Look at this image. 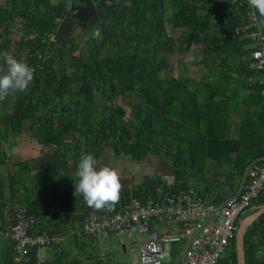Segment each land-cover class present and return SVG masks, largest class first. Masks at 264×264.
Instances as JSON below:
<instances>
[{"label": "trees", "instance_id": "obj_1", "mask_svg": "<svg viewBox=\"0 0 264 264\" xmlns=\"http://www.w3.org/2000/svg\"><path fill=\"white\" fill-rule=\"evenodd\" d=\"M237 1L94 0L99 21L83 28L72 15L78 0H0V51L23 58L34 73L26 91L0 100L3 209L26 207L37 217L32 234L54 235L52 221L92 208L78 213L72 180L80 154L104 160L108 150L162 161L172 175L169 182L145 177L119 205L144 200L158 186L194 188L214 204L237 195L248 169L264 163L262 74L250 67L255 44L235 33L249 8ZM190 52L205 70L199 81L171 72L170 56ZM21 135L33 154L17 159L7 146ZM263 204L256 200L241 220ZM231 245L219 264H238L236 236ZM89 248L71 242L55 260L100 264L97 247ZM245 252L246 264H264V215L249 227ZM13 256L12 241L1 237L0 264Z\"/></svg>", "mask_w": 264, "mask_h": 264}, {"label": "built area", "instance_id": "obj_2", "mask_svg": "<svg viewBox=\"0 0 264 264\" xmlns=\"http://www.w3.org/2000/svg\"><path fill=\"white\" fill-rule=\"evenodd\" d=\"M241 2L247 4V0ZM246 18L235 33L256 46L250 67L262 74L264 97V25L249 8ZM248 174L240 192L221 204L205 200L194 188L173 191L158 186L144 200L132 197L123 205L115 203L111 208L91 211L83 235H149L140 242L139 264H219L230 252L242 216L255 208L256 200L264 199V163H254ZM1 211L6 215H0V237L13 243L12 264H57L42 255L51 251L53 238L46 232L32 234L36 217L26 207L3 209L0 204ZM7 220H12L9 230L4 227ZM121 240L125 242V238ZM176 245L181 249L174 255ZM33 249L36 257L31 255Z\"/></svg>", "mask_w": 264, "mask_h": 264}, {"label": "clouds", "instance_id": "obj_3", "mask_svg": "<svg viewBox=\"0 0 264 264\" xmlns=\"http://www.w3.org/2000/svg\"><path fill=\"white\" fill-rule=\"evenodd\" d=\"M249 9L264 25V0H247ZM0 100L12 92H24L33 79V69L23 58L0 51ZM74 195L88 206L111 208L120 197L121 178L115 169L98 165L96 156L82 152L74 170Z\"/></svg>", "mask_w": 264, "mask_h": 264}, {"label": "crops", "instance_id": "obj_4", "mask_svg": "<svg viewBox=\"0 0 264 264\" xmlns=\"http://www.w3.org/2000/svg\"><path fill=\"white\" fill-rule=\"evenodd\" d=\"M245 19L247 20V18ZM81 27L83 26L81 25ZM107 152L108 155H106V158L103 160L101 157L97 160V162L98 165H102V166L107 165L115 169V171L119 174L121 178L120 197L123 195L126 189L141 184L144 181L145 177L163 178L165 181H168L167 179H170V177H168L170 168L162 161L154 160L153 162L148 158L145 161L138 162L128 157L116 158L109 150ZM108 156L110 158H108ZM115 203L118 204L119 202L116 201ZM89 208L90 206L86 205L82 201L80 204H78V213H82L83 211ZM96 210L98 209L92 207L90 208V210H88V213L86 215H66V217L63 218L62 220L63 222L62 224H59L56 221H52L51 222L52 225H56V227L54 228L56 232H54V235H50L53 238L54 243L52 245L51 251L47 252L46 253L47 255L44 256L56 262L55 260L56 253L61 249H64L66 246H68L69 243L74 242L82 246L83 244H86L89 241H97L95 239H98L101 236L93 237V236L83 235V230L85 228V224L88 219V214L91 211H96ZM49 217L52 219L50 215ZM89 238H94V239H89ZM148 238L149 235L139 236L140 242L145 241ZM120 243H124V242H122V240L120 239ZM178 246L179 245H176L177 247L176 251L179 250ZM174 252H175V246H174ZM95 259L99 261L98 257H96Z\"/></svg>", "mask_w": 264, "mask_h": 264}, {"label": "rangeland", "instance_id": "obj_5", "mask_svg": "<svg viewBox=\"0 0 264 264\" xmlns=\"http://www.w3.org/2000/svg\"><path fill=\"white\" fill-rule=\"evenodd\" d=\"M84 34V32L77 30L76 35ZM98 34V32H95ZM177 34V33H176ZM178 35V34H177ZM89 33H87L86 39L88 38ZM85 37V35H83ZM14 42H18L20 35H14ZM16 46H13V50H15ZM200 57L197 53L190 52L186 55H178V56H170V62L172 66L171 72L175 75H182L186 74L190 76L194 80H200L204 73V67L199 65ZM189 65L188 69H185V65ZM98 100L101 101L102 97L99 95ZM130 97L126 98L127 104L129 103ZM237 120V117H235ZM17 141L16 144L12 142ZM29 142H28V141ZM30 139L28 136L21 135L18 138H11V143L7 146V150L9 153H13L17 159H21L22 157L25 158L31 156L33 154V147L30 144ZM28 142V143H27ZM106 158V157H105ZM108 158H110L108 156ZM103 159V158H102ZM102 166V165H100ZM172 177V175H171ZM170 177V178H171ZM172 179V178H171ZM169 181V179H167ZM144 236V235H140ZM125 238L124 243H120V239ZM144 238V237H143ZM97 241H89L86 243L87 246H91L89 249H93L97 247L96 254H93L98 257L100 264H139V246L140 240L139 236L133 235L131 238L127 237L125 233L121 232L120 234H110L101 236ZM67 241V240H66ZM125 246V248H124ZM181 245H179V249ZM91 251V250H90ZM47 252H42V255H47ZM83 255H81L82 257ZM261 256H264L261 254ZM86 264H94V261H88Z\"/></svg>", "mask_w": 264, "mask_h": 264}, {"label": "water", "instance_id": "obj_6", "mask_svg": "<svg viewBox=\"0 0 264 264\" xmlns=\"http://www.w3.org/2000/svg\"><path fill=\"white\" fill-rule=\"evenodd\" d=\"M81 5H74L72 15L83 27L95 25L99 21V12L94 0H78ZM264 215V204L255 209V212L244 217L236 232V252L238 264H246L245 240L249 227Z\"/></svg>", "mask_w": 264, "mask_h": 264}]
</instances>
